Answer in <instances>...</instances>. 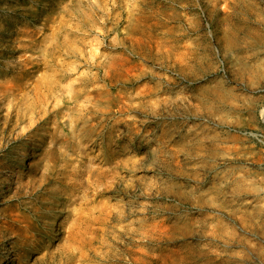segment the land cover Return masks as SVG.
I'll use <instances>...</instances> for the list:
<instances>
[{
  "label": "rangeland",
  "instance_id": "1",
  "mask_svg": "<svg viewBox=\"0 0 264 264\" xmlns=\"http://www.w3.org/2000/svg\"><path fill=\"white\" fill-rule=\"evenodd\" d=\"M99 2L0 0V264H264V0L83 26ZM108 59L128 79L86 87L109 107L73 137L70 97Z\"/></svg>",
  "mask_w": 264,
  "mask_h": 264
},
{
  "label": "bare ground",
  "instance_id": "2",
  "mask_svg": "<svg viewBox=\"0 0 264 264\" xmlns=\"http://www.w3.org/2000/svg\"><path fill=\"white\" fill-rule=\"evenodd\" d=\"M17 1V0H16ZM81 1V0H79ZM88 1V0H87ZM124 0H113V2L111 3V7L110 9L106 8L105 5H103L102 3L104 2H99L98 4L94 5L92 4V9L90 10L91 13L93 15H89V16H85L83 14V11H82V20H80V22L82 23V25L84 26H88V27H107V23L110 22L111 20H114L116 21L115 23L117 24H120L122 22H124L125 20H127L129 22V24L133 25L134 27H156L157 24H158V19H157V15H158V12L156 10V8L154 7V5H152V0L149 1V0H132L133 2H129V0L125 3V6H122V2ZM78 4V3H77ZM81 4V3H80ZM75 6V5H74ZM78 6V7H77ZM76 7L77 8H80L79 5H77ZM147 7H152L153 10H149L150 12H147L146 8ZM72 8V7H71ZM151 8V9H152ZM75 9V8H74ZM149 9V8H148ZM72 10V9H71ZM71 10H69V13L72 15L74 14V12L71 13ZM115 10H118L117 12ZM76 11V10H75ZM78 11V9H77ZM68 12V11H67ZM38 14V13H37ZM36 14V16H37ZM77 14V13H76ZM67 15V14H66ZM78 15V14H77ZM81 15V14H80ZM68 16V15H67ZM79 16V15H78ZM64 17V15H63ZM59 18V17H58ZM70 19L72 17H69ZM74 18V17H73ZM64 18H61L59 20V22L61 23ZM77 19V18H76ZM81 19V18H80ZM57 20V19H55ZM69 20V19H68ZM73 20V19H72ZM71 20V21H72ZM75 20V19H74ZM79 19H77L78 21ZM70 21V22H71ZM126 21V22H127ZM53 22H54V19H53ZM58 23V22H57ZM64 23V22H63ZM63 23L61 25H63ZM79 23V22H78ZM50 25V24H49ZM68 26V25H67ZM61 27V26H59ZM72 27V26H70ZM81 27V26H80ZM158 27V26H157ZM57 28V27H55ZM29 30V29H27ZM26 30V31H27ZM72 30V29H71ZM33 31V30H32ZM55 31V29H54ZM73 31V30H72ZM60 32H69V29L64 26V27H61L59 28V30L57 31L56 29V32L54 33V37L55 35H58L55 37V39H57L56 41H53V42H49L47 43V45L44 46V50H45V53L47 52V55L46 56H51L52 57H55L53 56V54H56V49L58 48L59 46V43H58V40L59 38L61 37ZM6 33V32H5ZM22 33V32H21ZM33 33V32H32ZM37 33V32H36ZM71 33V32H69ZM74 33V32H73ZM72 34V33H71ZM8 35V34H7ZM6 36V35H5ZM28 37H30V35H28ZM53 38V37H52ZM45 39H48V38H45ZM50 39V38H49ZM5 40V39H4ZM17 40V39H16ZM30 40V38H29ZM14 41V40H13ZM43 41V40H42ZM60 41V40H59ZM47 42V41H46ZM45 42V43H46ZM28 43V39H23L21 38L19 41H18V47L20 48H26L28 47L29 44ZM35 43V42H34ZM33 43V44H34ZM17 47V46H16ZM17 47V48H18ZM43 47H41L42 49ZM19 49V48H18ZM28 49V48H27ZM40 49V48H39ZM8 51V50H7ZM76 51V50H75ZM40 52V51H38ZM43 52V51H42ZM73 52V51H72ZM43 56V54H39V57ZM45 56V57H46ZM44 57V56H43ZM42 57V58H43ZM44 57V58H45ZM17 58V57H15ZM22 58V57H21ZM41 58V59H42ZM50 59V58H49ZM105 59V58H104ZM13 60V59H11ZM30 60V58H29ZM28 60V61H29ZM43 60V59H42ZM46 60V59H44ZM56 60V59H55ZM19 61V60H18ZM25 61V60H24ZM27 61V62H28ZM41 61V60H40ZM49 61V60H48ZM53 61V60H52ZM14 62V61H13ZM16 62V61H15ZM22 62V61H21ZM49 63V62H48ZM47 63V64H48ZM11 66L14 65V63L10 62L9 63ZM25 64V62L23 63V65ZM53 63H51L52 65ZM94 66L99 70V72L97 73H93V74H89L85 81L82 83V91H84V93H80V91H77L76 90V93L74 95H71V103L73 104H76V111L78 112V115H77V123H73V121H69V122H66L67 123V126L70 127V134L71 136H75V137H79L78 135L76 134H79L78 133V127L80 128H83V127H90L91 125L94 126L92 124L93 120L96 118V115L102 113H106L108 107H109V104L107 102H103L100 100H94L95 97H93V89L92 90H85L86 87H91L94 85V87H96L95 85H97V83L100 81V80H103V81H106V84L111 86L112 83H115V82H125L127 79H128V75H127V72L125 71V69L123 68V66L125 65V61L123 59H120V60H116V61H112L110 59L108 60H103L102 62L99 61V62H93ZM22 65V64H21ZM7 66V65H6ZM27 67V66H25ZM42 82H41V85L42 87H44L45 89L48 87H50L51 83H49L46 79V76H42ZM97 82V83H96ZM11 83V82H10ZM18 84V83H17ZM17 84H13V85H8V91L9 92H16L17 90H20L21 88H27L28 87V82L25 83V85H22V86H19ZM6 86V84H5ZM4 86V87H5ZM7 87L4 88V90L7 89ZM39 87V86H38ZM37 87V88H38ZM41 87V88H42ZM51 88V87H50ZM2 90V91H4ZM80 90V89H79ZM7 91V90H6ZM5 91V92H6ZM21 91V90H20ZM23 91V90H22ZM25 91V89H24ZM7 93V92H6ZM36 94V93H35ZM13 95V94H12ZM70 118V117H69ZM81 120V123L78 124V121ZM76 122V121H75ZM46 129L43 128V126H41L39 128V131H38V134H35L33 137H36L40 140H43V132H45ZM80 131V129H79ZM86 132V131H84ZM88 132V131H87ZM82 135H83V132H81ZM80 137L81 134H80ZM35 139V138H34ZM76 139V138H75ZM74 141V139H73ZM72 141V142H73ZM41 143V142H40ZM72 150V149H71ZM73 151V150H72ZM126 151H130V150H126ZM39 154V153H38ZM37 154V156H39ZM24 154L22 153V156ZM21 157V156H20ZM20 161L22 162L23 161V157H21ZM12 168V167H11ZM10 168V169H11ZM15 169V168H14ZM13 169V170H14ZM12 171V170H11ZM13 172V171H12ZM10 173V172H9ZM12 174V173H11ZM10 174V175H11ZM88 175V174H87ZM86 176V175H85ZM101 182V180H100ZM60 192V191H59ZM60 198V197H59ZM130 200H128L127 198V201H125L124 205H127L129 204ZM58 205V204H57ZM75 209V208H74ZM108 209V208H106ZM108 212V210H107ZM78 213V211H77ZM76 213V215H78ZM83 213V212H82ZM107 214H110V212H108ZM76 217V216H75ZM106 218V217H105ZM87 221V220H86ZM73 225V224H72ZM7 227V226H6ZM69 227V226H68ZM5 230L7 231L8 228ZM10 232V231H9ZM6 235V234H5ZM26 238V237H25ZM136 253V252H135ZM139 253V252H137ZM79 257V256H78ZM132 261L134 262H137L138 261V257L137 256H132ZM13 261V260H11ZM141 262V261H139Z\"/></svg>",
  "mask_w": 264,
  "mask_h": 264
},
{
  "label": "clouds",
  "instance_id": "3",
  "mask_svg": "<svg viewBox=\"0 0 264 264\" xmlns=\"http://www.w3.org/2000/svg\"><path fill=\"white\" fill-rule=\"evenodd\" d=\"M42 228L44 231H47V225L46 224L42 223ZM42 246H43V243L41 242L39 247H42Z\"/></svg>",
  "mask_w": 264,
  "mask_h": 264
}]
</instances>
